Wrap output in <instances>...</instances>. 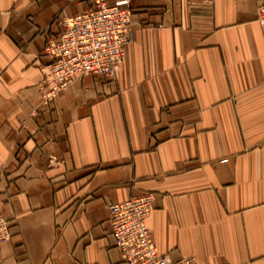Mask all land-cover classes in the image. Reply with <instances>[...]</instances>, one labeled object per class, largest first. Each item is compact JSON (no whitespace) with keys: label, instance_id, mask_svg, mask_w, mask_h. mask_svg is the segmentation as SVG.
<instances>
[{"label":"crops","instance_id":"0c3cea01","mask_svg":"<svg viewBox=\"0 0 264 264\" xmlns=\"http://www.w3.org/2000/svg\"><path fill=\"white\" fill-rule=\"evenodd\" d=\"M133 11L114 79L41 88L57 14L95 0H0V264H127L108 206L151 192L159 253L264 264L260 0H106Z\"/></svg>","mask_w":264,"mask_h":264},{"label":"built area","instance_id":"2783aa9c","mask_svg":"<svg viewBox=\"0 0 264 264\" xmlns=\"http://www.w3.org/2000/svg\"><path fill=\"white\" fill-rule=\"evenodd\" d=\"M133 11L128 6L95 0L75 15L57 14L62 30L49 37L43 51L47 59L41 88L42 102L51 103L75 80L86 75L114 79L134 40ZM264 38V0L257 8ZM154 208V194L142 193L108 206L111 235L127 264H205L193 256L173 260L159 253L146 220ZM12 237V226L0 214V242Z\"/></svg>","mask_w":264,"mask_h":264},{"label":"rangeland","instance_id":"374dc122","mask_svg":"<svg viewBox=\"0 0 264 264\" xmlns=\"http://www.w3.org/2000/svg\"><path fill=\"white\" fill-rule=\"evenodd\" d=\"M148 193H151V192H148Z\"/></svg>","mask_w":264,"mask_h":264}]
</instances>
